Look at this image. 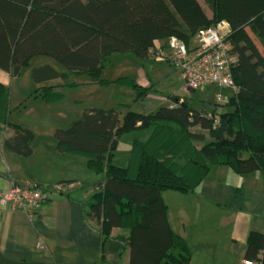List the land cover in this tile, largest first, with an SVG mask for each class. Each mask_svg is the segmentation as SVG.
<instances>
[{"label": "trees", "instance_id": "16d2710c", "mask_svg": "<svg viewBox=\"0 0 264 264\" xmlns=\"http://www.w3.org/2000/svg\"><path fill=\"white\" fill-rule=\"evenodd\" d=\"M219 21L231 30L235 62L230 73L237 87L236 92L228 88L230 96L216 94L223 96L221 103L215 100L223 112H200L185 99L149 114L130 105L125 113L90 108L54 133L60 153L84 158L87 168L101 177L93 187L89 215L102 226V243L114 238L113 229L129 232L115 237L126 244L129 264H190L188 243L169 224L165 192L193 193L216 166L236 174L259 172L264 181V0H0V71L16 77L31 59L47 56L68 74L131 88L134 104L156 89L126 76L101 79L112 54L167 55L156 42L171 37L190 49L200 31ZM164 60L175 66L167 59L159 61ZM31 78L40 85L35 93L42 103L64 98L59 86L44 85L59 78L52 66L33 68ZM8 98L9 89L0 84L2 110ZM8 125L15 135L4 147L31 155L34 133ZM132 132L137 136L128 165L116 166L118 139ZM226 138L232 145L220 143ZM259 258L264 264V234L251 231L243 259Z\"/></svg>", "mask_w": 264, "mask_h": 264}, {"label": "crops", "instance_id": "0c3cea01", "mask_svg": "<svg viewBox=\"0 0 264 264\" xmlns=\"http://www.w3.org/2000/svg\"><path fill=\"white\" fill-rule=\"evenodd\" d=\"M33 68L25 83L20 81L24 68L16 77L0 71V84L9 89L6 111L0 108V191L11 183L35 185L45 188L46 199L33 218L0 207V264H129L126 244L115 239L127 237V230L113 229L114 238L102 243V226L89 215L93 187L101 177L87 168L84 158L57 150L54 133L59 128L50 127L44 117L47 108L36 96L40 85L31 78ZM172 93L147 109L167 105ZM29 100L33 107L27 109ZM21 106L25 114L16 113ZM28 118L34 123L26 124ZM8 124L34 133L31 155L4 147L15 135ZM31 124L45 128L33 129ZM86 185L91 190L82 195L78 189ZM163 201L172 230L191 249L190 264H242L249 232L264 234V181L259 172L236 174L216 166L193 193L167 191Z\"/></svg>", "mask_w": 264, "mask_h": 264}, {"label": "rangeland", "instance_id": "374dc122", "mask_svg": "<svg viewBox=\"0 0 264 264\" xmlns=\"http://www.w3.org/2000/svg\"><path fill=\"white\" fill-rule=\"evenodd\" d=\"M203 3V0H199ZM209 13V12H208ZM210 14V13H209ZM256 42V41H255ZM260 51L262 48L256 42ZM51 65L59 72V78L54 82L60 87L64 94V98L59 102L53 104H44L47 109L44 117L48 118L50 127H58L59 129H66L70 124L78 120L82 113L90 108L114 109L119 113H125L127 107L130 105L131 109L138 113L149 114L147 109L150 105L155 104L156 99H162L175 92L179 97L185 99L194 109L199 111H210L216 109L218 113L224 111L223 107L217 106L215 102V95L222 94L225 96L232 95L228 88L220 87L218 85H210L196 91H188L181 79L179 78L176 67L171 65L168 61H159L158 57L148 55L147 58L137 57L132 53H114L111 56L109 65L101 70L100 78L114 81L119 77H130L134 79L139 85H152L157 91L150 93L142 103L134 104L135 93L129 87L120 85L118 83L110 82L107 85H102L91 81L87 74H68L67 71L60 66L54 59L47 56H38L33 58L29 66L23 69V75L20 81H24L25 76L29 74L30 69L38 65ZM24 78V79H23ZM74 84V86L72 85ZM32 101L26 102L27 109L32 108ZM24 106L17 109L16 113L22 112L25 114ZM160 107V106H159ZM35 109V107H34ZM29 112H26V115ZM23 115H21L22 118ZM34 123L29 118L26 119V124ZM33 129L37 127L45 128V125L31 124ZM137 133L132 132L119 137L113 156V163L119 167H126L130 156V149L132 141L136 138ZM220 143L232 145L230 139L226 138ZM45 190V188H44ZM89 187L83 186L78 189L82 195L89 192ZM46 191V190H45ZM225 234V233H222ZM199 251L200 246H196Z\"/></svg>", "mask_w": 264, "mask_h": 264}, {"label": "built area", "instance_id": "2783aa9c", "mask_svg": "<svg viewBox=\"0 0 264 264\" xmlns=\"http://www.w3.org/2000/svg\"><path fill=\"white\" fill-rule=\"evenodd\" d=\"M231 30L225 21H219L215 25L200 31L190 49L176 37L167 40L159 39L156 42L158 48L165 47L167 55L150 51L159 60L171 61L184 87L189 90H199L208 85H219L237 91L230 69L235 62L231 55L232 44L229 41ZM171 97L175 98L174 100ZM165 103L170 106L183 103V98L172 93ZM217 102L223 101V96L216 95ZM46 191L35 185H19L11 183L6 190L0 191V207L23 212L30 218L43 205ZM242 264H263L261 258L257 260L245 259Z\"/></svg>", "mask_w": 264, "mask_h": 264}, {"label": "bare ground", "instance_id": "6f19581e", "mask_svg": "<svg viewBox=\"0 0 264 264\" xmlns=\"http://www.w3.org/2000/svg\"><path fill=\"white\" fill-rule=\"evenodd\" d=\"M232 67V66H231ZM192 91H195V90H192Z\"/></svg>", "mask_w": 264, "mask_h": 264}]
</instances>
